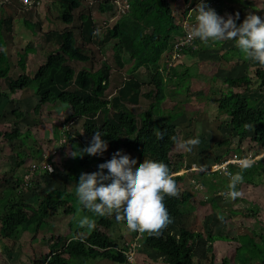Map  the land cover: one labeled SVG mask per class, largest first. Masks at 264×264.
I'll list each match as a JSON object with an SVG mask.
<instances>
[{
  "label": "trees",
  "instance_id": "16d2710c",
  "mask_svg": "<svg viewBox=\"0 0 264 264\" xmlns=\"http://www.w3.org/2000/svg\"><path fill=\"white\" fill-rule=\"evenodd\" d=\"M37 1L40 5V1ZM84 1L90 4H83ZM114 1L62 0L61 2L66 3L67 6L53 18L55 24L63 25L62 28L60 31L48 30L44 33L45 35L53 34L58 46L41 64L39 63L32 76L25 62L26 55L31 51L30 48H26L22 55L18 53L20 57L16 60L17 76L13 78L9 75L11 64L7 53L9 38L3 34V25L6 20L0 18V81L8 80L7 91L0 92V99H8L9 95L27 89L32 91L38 99L33 108L35 114H39L41 107L46 104H59L67 107L68 116L63 127L70 123L63 136L69 145L70 162H53L50 158L43 162L38 161L34 155L37 150L34 151V148L27 144L28 140L34 141L33 137L29 131L20 132L17 123L11 131L0 132V136L7 143L21 140L22 146L16 149L14 155L17 158V166L26 167L19 176L6 179L15 180L16 186H6L4 193L0 196V240H12L20 235L22 239L25 235L23 233L34 232L33 241L42 239L39 248H45L47 252L41 254L40 260H31V264H90L95 260H105L114 264L127 262L128 244L124 240L120 244L118 237L108 234L117 223H120L116 221L115 214L95 215L79 204L75 194L80 174L98 171V165L110 160L117 151L135 159L137 166L144 159L163 162L168 166L179 190L177 197L165 196L164 199L172 222L182 217L183 210L192 196L191 189L195 192L200 191L190 180H187L188 176L201 183L203 187H207L206 192L210 195L208 200H201V203L208 201L212 207L217 205L216 196L220 194L217 191L223 189L228 192L229 190L230 181H227L225 177L215 182L218 178L216 173L188 171L191 164H183L182 154L175 152V144L170 139L172 136L181 139V132L174 124L179 114L177 111H170L169 115L164 116L161 111V105L166 99L167 84L177 75L173 66L169 74H163L159 70V61L170 51L172 42L183 35L181 21L176 19L178 15L170 6V2L174 0H127L129 9L125 14H119ZM182 1L184 9L180 14L181 18L199 0ZM228 1L242 3L243 0ZM222 2L218 0V5H222ZM36 8L24 12H34ZM94 11L99 15L110 12L114 16L115 13L119 15L117 19L107 24L99 18L94 19L91 16ZM46 19L48 20L47 16ZM24 24L32 29L29 22L24 21ZM96 24L107 25L99 47L112 44L110 53L113 57L117 53L119 56L127 57L123 58L124 65L119 62L118 68L114 67L112 72L111 69L115 65L112 66V58L109 54L105 57L103 66L96 70L91 68L95 54L85 47L82 34L90 28L92 39L93 32L98 26ZM77 34L81 39V45H78ZM200 41L195 39L196 44ZM190 50L187 49L184 52L189 51L194 55L198 52ZM234 58L244 63L248 61L236 46L223 55L226 62ZM74 63L88 64L89 67H83L77 71L72 65ZM125 66H129L126 71L127 77L121 71ZM141 70L147 73L148 84L152 85L147 93L141 92L142 85L146 84L142 82L141 85L139 78ZM254 75V79L260 81L261 93L264 95V69L255 68ZM251 81L248 75L226 78L224 81L227 89L216 100L217 113L227 117V120L222 122L224 129L229 135L237 137L239 144L232 150L228 146L230 142L223 140L221 145H227V151L217 156L215 162L225 160L229 154H232L231 151H235L234 154L242 157L244 153L241 152L240 144L248 137L264 151V105L258 106L257 101L244 95ZM242 86L245 88L243 92L234 91L235 88L239 89ZM142 97L149 100L145 109L135 112L126 106L138 104ZM12 114L14 121H19L23 117V113L18 110H14ZM97 131L102 133L101 139L107 142L108 147L102 155L89 156L83 152V149L90 145L91 138ZM161 132L164 133L163 139L159 138ZM25 146L27 148H24ZM73 151H79L81 155L73 158L71 155ZM45 163L53 166L52 173L43 168ZM32 164L37 167L32 173L33 177L38 172L39 176L43 173L42 176L46 178L61 177L62 179L61 189L47 190L44 196L34 203L23 202L15 197L19 193L27 192L31 183L34 182L30 180L25 189L21 188L23 175L28 173ZM60 164L68 166L65 172L64 169H60V166L56 167ZM180 171L183 172L180 173ZM229 171L241 172L244 177L243 184L252 185L256 178L257 182L263 183L264 158L256 160L252 167L245 170L230 165ZM104 173L107 174V169ZM36 185L39 186V183ZM180 185L181 188H179ZM252 207L244 209L242 215L255 216L254 208L257 210L258 207L254 205ZM82 217L94 220L95 228L89 230L86 227H79L78 220ZM62 221L65 224L62 225ZM169 225L159 236L134 232L140 237L137 245L159 256L162 264H214L212 243L216 239L212 238L210 233L206 234L210 237L206 238L209 246L206 252L209 258L201 261L195 256V246L197 242H205L202 234L189 231L182 226L178 227L176 232H171L168 230ZM42 227L48 230L40 233L39 229ZM215 237L222 239L219 235ZM234 240L237 246L234 248L233 264H264V226L259 234L253 232L251 236L239 235ZM228 261V258L224 257L220 263L228 264Z\"/></svg>",
  "mask_w": 264,
  "mask_h": 264
},
{
  "label": "rangeland",
  "instance_id": "374dc122",
  "mask_svg": "<svg viewBox=\"0 0 264 264\" xmlns=\"http://www.w3.org/2000/svg\"><path fill=\"white\" fill-rule=\"evenodd\" d=\"M39 1L40 5L34 12L25 13L23 10H20L18 0H0V18L6 20L3 25V34L9 38L7 46V53L11 63L9 75L13 78L18 74L16 62L20 57L18 53L22 55L26 48H30L31 51L26 55L25 62L28 72L32 76L39 63L41 64L47 55L58 46L53 34L45 35L44 33L48 30H51V32L53 30L60 31L63 25L61 23L55 24L53 18L67 5L64 2L62 3V0ZM211 1L209 7L221 17L227 18L229 15L234 17L236 13H239L240 18L236 21L238 25L249 12L260 16L264 20V0H243L242 3H232L228 0H222V5H218V0ZM84 2L83 4H90ZM245 4L247 7H244ZM170 6L174 13L178 15L176 19L181 21L180 14L184 9L183 1L174 0V2H170ZM91 14L94 19L99 18L107 22V24L117 19L119 15L115 13L114 16L112 12L99 15L96 11ZM24 21L29 22L32 29L27 28ZM96 25L99 26V24ZM98 26L93 32L92 39L90 28H87L83 32L84 45L95 54L94 64L91 66L93 70L103 66L102 63L109 54L112 58V66L115 65L111 69L112 72L114 67L118 68L119 62L124 65L123 58L126 59L127 57L125 55L119 56V53L113 57L110 53L112 44H106L102 48L99 47L101 37L105 33L107 25ZM77 37L79 38L78 45H81L79 34H77ZM195 46L198 56L194 61L191 58L188 60V57L184 61H177L175 63V66H177L175 68L177 77H174L173 81L167 84V99L161 105V111L164 116L169 115L170 111H177L178 114H182L175 121L177 128L181 132V139L186 140L198 137L200 140L199 145L193 147L191 152H185L178 148L175 149V152L182 154L183 164H196L208 167L215 162L217 156L227 151V145H221L223 140L230 142L228 146L232 150L239 144L237 137L229 135L224 129L225 127L222 122L227 120V117L217 113L216 100L227 89V85L224 82L225 79L244 75L250 76L252 81L247 91H244V86L239 89L235 88L234 91H244L245 96L257 101L258 106H263L264 95L261 93L260 81L254 79V73L255 68L264 69V67L255 61L248 60L244 63L237 58L226 62L223 59V55L231 47L236 46L235 40L208 41L207 43L200 41V43H195ZM72 65L77 71L83 67H89L88 64L82 63H74ZM162 66L163 64L161 63L160 68ZM164 66L167 67L166 63ZM128 69L129 66H125L121 70L126 77L128 76L126 72ZM139 78L141 85L142 82L146 83L142 85L141 92L147 93V90L152 88V85L148 84L149 76L144 70H141ZM7 85V79L1 80L0 92L7 91ZM118 87L120 86L118 85ZM147 101L149 100L142 97L138 104L126 106L130 110L137 112L146 108ZM37 102L38 99L34 96L33 92L27 89L18 91L14 95H9L8 99L1 98L0 132L11 131L15 127L14 124L17 123V128H19L20 132L29 131L33 137L34 141L28 140L27 144L33 147L34 151H38V153L37 151L34 153L38 161L43 162L45 159L50 158L53 162H70L69 145L67 139L63 138L66 129L70 126L69 123V125H65V128L63 127V123L68 116L67 107L59 104H46L41 107L39 114H35L33 108ZM14 110L23 113V117L19 121H14V115L12 114ZM240 145L241 152L244 153L243 156H250V158L254 159L264 158V151L251 142L249 137L242 141ZM20 146H22L21 140H15L10 144L0 136V196L4 193L6 186H16L15 180L6 179L19 176L23 173V169L26 168L25 166L18 167L16 163L17 158L14 153ZM24 148L27 147L25 146ZM231 153L226 159L232 158L236 152L231 151ZM67 165L62 166L60 164L56 165V167L60 166V169H64L65 172L69 166ZM42 174L39 176L37 172L34 177L32 176L31 180L34 182L31 183L30 189L27 192L19 194L16 192L18 194V197L15 196L16 199L20 198L23 202L34 203V201L42 198L47 190L62 188L61 177L51 179L43 177ZM217 176L218 178L215 182H219V179L224 177L218 174ZM192 179L190 176L187 177V180L191 181ZM225 179L230 181L228 178ZM262 182H257L256 178L252 185L237 184L236 190L241 192L242 195L235 200L225 198L226 196L223 193H227V191L223 189L217 191L220 194L216 196V207H212L208 201L201 203V200H208L210 195L206 192L207 187H202L200 191L196 192L193 191L194 189H191L192 196L183 210L182 217L174 220L169 225L168 230L176 232L177 228L182 226L189 231L200 232L205 242L196 243L195 256L200 258L201 261L209 258L206 252V249L209 247L208 239L206 238L210 237L206 234L210 233V236L216 239L212 243L214 264H221V259L224 257L228 258V264H233L234 248L237 246L234 238L244 234L251 236L253 232L259 234L262 231V226H264V181ZM36 183H39V186ZM189 187L192 188L191 186ZM179 188H181V185ZM253 205L258 207L257 210L254 208L256 215L252 217L243 216L242 212L244 209H251ZM218 217H222V219ZM62 222V225L65 224L64 221ZM53 224L55 226L56 223L54 222ZM47 230L45 227L39 229L40 233H44ZM23 234L25 235L22 239L20 235L12 240H0V264H31V260H40L42 258L41 254L47 252L45 248H39L42 239L37 242L33 241L35 238L33 236L34 232L29 231ZM108 234L112 237H118L120 244H122L123 240L128 246L135 244L136 252L134 253L133 261H128L124 264H162V259L159 256L137 245L140 238L139 235H135L134 232L127 230L125 223H117L116 227H113ZM217 235L221 236L222 239H217L215 237ZM90 264L114 263L105 260H95Z\"/></svg>",
  "mask_w": 264,
  "mask_h": 264
},
{
  "label": "clouds",
  "instance_id": "9594fccd",
  "mask_svg": "<svg viewBox=\"0 0 264 264\" xmlns=\"http://www.w3.org/2000/svg\"><path fill=\"white\" fill-rule=\"evenodd\" d=\"M191 11L195 13V23L190 26L188 33L190 40L199 39L204 43L235 40L236 47L243 53L246 60L255 61L264 67V20L260 16L249 12L238 25L236 21L240 18L239 13H236L234 17L232 15L227 18L221 17L208 7L204 0H200ZM101 135L102 133L97 131L92 136L90 145L83 149V152L89 156L102 155L108 145L105 140L101 139ZM163 137L164 133L161 132L159 138L163 139ZM170 139L176 148L185 152H191L193 147L200 143L198 137L184 140L172 136ZM71 155L75 158L81 155V152L73 151ZM242 157L236 161L237 167L241 170L252 167L253 163L258 160ZM218 163L221 162L213 164ZM230 165L227 167L228 171ZM210 166L191 164L188 171L216 173L224 176L230 179V183L228 192L223 195L232 200L242 195L236 190L237 184L244 181L241 172L231 173L229 171L230 177H227L217 172H208ZM105 169H107V174L104 173ZM51 171L49 167V172ZM191 182L195 188L196 184L201 185L195 180ZM202 187L201 185V188L197 189L201 190ZM75 194L79 204L93 214L98 216L115 214L116 221L125 223L130 232L159 236L162 230L172 223L164 203L165 196L177 197L179 190L173 173L165 163L144 159L137 166L135 159L117 151L110 160L98 165V171L80 174ZM218 218L222 219V217ZM78 226L92 230L95 228V221L89 217H82L78 220Z\"/></svg>",
  "mask_w": 264,
  "mask_h": 264
},
{
  "label": "built area",
  "instance_id": "2783aa9c",
  "mask_svg": "<svg viewBox=\"0 0 264 264\" xmlns=\"http://www.w3.org/2000/svg\"><path fill=\"white\" fill-rule=\"evenodd\" d=\"M206 1L208 0H204V2L206 3ZM117 8H118V12L119 14H125V12H127V10L129 9V3L127 0H115L114 1ZM200 0L197 2L199 3ZM18 3L20 5V10L23 11H29L33 8H36L39 6V2L37 0H18ZM197 3L193 4L188 11L186 12L185 16H183L181 18V24L183 27V35L177 37L171 44V49L169 51V53H166V55L164 56L165 58V63L168 67H172L177 61H179L182 56L184 55V51L187 49H196L195 46V39H189L188 33L190 31V26L192 24L195 23V13L192 12L191 10L194 9L197 5ZM210 3V2H208ZM250 158V156H245ZM238 158H243V157H239L238 155L234 154L232 156V158L225 160L224 162L218 163V164H213L210 166L208 172H217L219 174H223L227 177L229 176V171L227 169L228 165L230 164H234L237 166L236 161ZM252 160H256L254 158H250ZM49 167L52 169L51 172H49ZM36 165L32 164L31 168L28 170V173H25L23 175V185L21 188H26L28 183L31 180L32 177V173L36 170ZM43 168H45L49 173H52L54 168L50 163H45L43 164ZM196 188H201L200 184H196ZM135 244L134 245H130L128 247V250L126 252L127 255V260L129 262L133 261V256L135 253Z\"/></svg>",
  "mask_w": 264,
  "mask_h": 264
},
{
  "label": "crops",
  "instance_id": "0c3cea01",
  "mask_svg": "<svg viewBox=\"0 0 264 264\" xmlns=\"http://www.w3.org/2000/svg\"><path fill=\"white\" fill-rule=\"evenodd\" d=\"M210 1H211V0H209L208 2H210ZM192 2H193V1H192ZM208 2H207V3H208ZM211 2H212V1H211ZM211 2L207 4L208 7H209V5H211ZM231 48H233V47H231ZM188 50H189V49H188ZM193 50H196V49H193ZM193 50L191 49L190 51H193ZM167 53H169V52H167ZM197 53H198V52H197ZM165 55H166V54H165ZM165 55H163V57H162V58L160 59V61H159V65H161V63L163 64L162 68H159V70L162 71L163 74H164V73L169 74V72H170L171 69H170L167 65H166V66H167L168 68L164 66V65H165V58H164ZM197 56H198L197 54L194 55L192 52H189V51H188L187 53L184 52V55L182 56V58H181L179 61H184V59H187L188 57H189L188 60L191 58L192 61H194L195 58H196ZM161 61H162V62H161ZM181 65H182V64H181ZM174 66H175V64L173 65V67H174ZM173 67H172V68H173ZM176 67H177V66H175L174 68H176ZM165 68H167V69H165ZM168 77H169V76H168ZM174 77H175V76H174ZM174 77H173V79H174ZM176 77H177V76H176ZM173 79L171 80V82L173 81ZM171 82H170V83H171ZM166 91H167V87H166ZM166 99H167V96H166ZM166 99H165V100H166ZM162 104H163V103H162ZM179 116H181V114H179ZM179 116H178V117H179ZM178 117H177V119H178ZM177 119H176V120H177ZM176 120H175V121H176ZM174 124L176 125L175 122H174Z\"/></svg>",
  "mask_w": 264,
  "mask_h": 264
},
{
  "label": "bare ground",
  "instance_id": "6f19581e",
  "mask_svg": "<svg viewBox=\"0 0 264 264\" xmlns=\"http://www.w3.org/2000/svg\"><path fill=\"white\" fill-rule=\"evenodd\" d=\"M240 157V156H239Z\"/></svg>",
  "mask_w": 264,
  "mask_h": 264
}]
</instances>
